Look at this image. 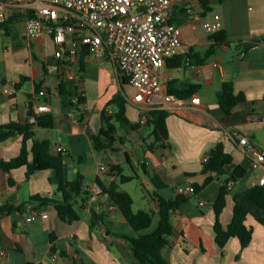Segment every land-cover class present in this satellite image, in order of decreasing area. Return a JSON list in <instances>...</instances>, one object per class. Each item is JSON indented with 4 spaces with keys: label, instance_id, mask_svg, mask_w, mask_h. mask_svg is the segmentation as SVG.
Instances as JSON below:
<instances>
[{
    "label": "crops",
    "instance_id": "crops-1",
    "mask_svg": "<svg viewBox=\"0 0 264 264\" xmlns=\"http://www.w3.org/2000/svg\"><path fill=\"white\" fill-rule=\"evenodd\" d=\"M205 7L211 10L205 13ZM210 13L222 14L227 39L211 53L215 41L203 19ZM170 20L180 26L184 46L163 69L164 93L174 94L180 101L172 102L166 110L168 138L162 140H157L148 123L149 113L128 103L135 91L115 66L87 53L71 60L57 58V50L65 43L61 45L57 37L48 34L30 37L23 18L0 27V124L32 123L38 106L49 102L51 111L37 115L51 114L53 127L32 123L34 138L50 140L54 154L59 153V147L68 150L67 181L83 177V193L74 199L78 221H62L53 205L37 210L32 218L28 207L35 206L31 204L23 213L1 216L0 264H134L131 244L118 234L136 236L137 232L103 191L113 180L120 182L119 174H111L114 165L122 166L125 176L136 174L120 186L133 197L135 211L154 212L147 232L159 225L157 194L174 199L192 184H203L212 176L201 192L181 203L172 215L174 235L164 250L171 264H264V209L247 195L251 184L264 177V167L252 169L238 140L231 137L237 132L264 150V0H182L174 4ZM69 40L66 36L65 42ZM193 55L203 62L195 61ZM60 75L76 77L65 78L70 94L60 93ZM225 82L233 83L235 94L246 98L230 114L218 102ZM42 90L45 97L38 94ZM76 92L85 101L82 118L71 104ZM119 95L128 103V120L139 127H119L113 147L99 150L93 137L101 132L103 112L117 111V104L111 103ZM195 97L200 98L199 103L192 102ZM22 140L23 136L16 134L0 143V160L18 156ZM28 145L31 147L32 141ZM218 145L232 156L229 171L237 166L246 170L227 191L220 215L227 227L235 200L246 208V224L253 234L245 248L237 237L222 248L215 242L214 204L227 175L205 173L204 158ZM26 173V166L10 174L0 168V205H20L35 195L62 199L54 170L36 172L30 178ZM10 176L14 185L9 184ZM202 201L204 205H200ZM94 214L102 217L93 221Z\"/></svg>",
    "mask_w": 264,
    "mask_h": 264
},
{
    "label": "built area",
    "instance_id": "built-area-1",
    "mask_svg": "<svg viewBox=\"0 0 264 264\" xmlns=\"http://www.w3.org/2000/svg\"><path fill=\"white\" fill-rule=\"evenodd\" d=\"M182 0H0V27L13 17H22L30 37L43 34L54 35L65 43L56 53L57 58L71 60L81 53L115 66L127 77L135 94L128 102L139 110L150 113L153 110H167L169 104L180 101L174 94L164 93L163 69L167 61L178 55L184 46L180 26L171 22L175 3ZM205 26L212 33L224 28L221 13H210L203 18ZM66 36L70 40L66 43ZM66 79H75L66 75ZM45 97V91H39ZM73 97L72 102H77ZM199 103L200 98L192 99ZM49 102H42L37 114L49 113ZM231 137L238 140V146L247 156L249 166L264 167V150L237 132ZM59 152L67 155L65 147ZM209 156L204 158L207 162ZM227 183V189L234 186ZM263 186L264 177L251 184ZM184 194L193 193L188 187ZM94 198V197H93ZM204 205V202H200ZM30 218L36 211L28 207ZM44 214V213H43Z\"/></svg>",
    "mask_w": 264,
    "mask_h": 264
},
{
    "label": "trees",
    "instance_id": "trees-1",
    "mask_svg": "<svg viewBox=\"0 0 264 264\" xmlns=\"http://www.w3.org/2000/svg\"><path fill=\"white\" fill-rule=\"evenodd\" d=\"M219 3H223L225 0H218ZM211 9L205 7V13ZM22 18L13 17L9 21ZM7 23V22H6ZM3 26V25H2ZM54 37V35H51ZM211 38L215 41V45L211 47L209 53L214 48L227 42L226 33L224 28L213 32ZM250 45L247 44L246 48ZM195 61L201 63L203 59H200L198 55H193ZM180 62L178 63V65ZM61 82L59 84V91L63 95L70 94L68 85L66 84L65 75H60ZM77 97V102H72V108L77 111L80 117H83L82 109H84L85 101L83 96L78 92L74 94ZM180 97V96H179ZM245 95L235 94L233 83L225 82L221 91L218 93V102L221 108L226 114H230L233 108L240 102L245 100ZM117 104V111L113 114L103 112V126L99 135L93 137L94 145L97 149L112 148L116 140L117 130L119 127H128L130 129H136L139 127L137 123H131L126 114V107L128 105L125 97L122 95L117 96L112 100V103ZM169 116V112L166 110H153L149 113L148 123L153 126L154 133L157 140L167 139L168 130L166 126V119ZM37 122H41L44 127L52 128L54 119L51 114L37 116ZM33 124L30 122L20 123L12 122L9 124H0V143H3L16 134L23 136L22 148L18 156L10 160H0V168L6 173L10 174L13 170L26 166V177L30 178L36 172L54 170L58 180V191L62 194V199H54L49 197H43L41 195H35L30 197L27 202L20 205H12L4 203L0 205V218L5 214H11L15 211L25 212L28 205H34V210L37 211L48 205H53L57 211L59 218L68 223H73L80 220L79 211L74 204V199L82 195L83 193V177L79 176L77 180L69 182L65 176V159L66 155L62 153L54 154L52 152V144L50 140H36L34 138ZM102 137L106 139V143L102 142ZM32 141V146L29 147L28 143ZM232 163V156L224 152L223 146L218 145L213 154L209 156L207 162L204 163V172L209 174H216L217 176L227 175L224 180L218 198L214 204L215 210V242L219 247H224L232 237H237L242 248H245L252 239V228L246 224L248 212L246 208L238 201L235 200L233 219L231 223L224 227L220 221V215L224 210L227 202V183L230 181H237L244 176L246 170L237 166L233 171H229V166ZM111 174H119L120 182L113 180L111 185L103 191L111 197L114 204L122 212L127 222L131 225L133 230L137 232L136 236H128L126 234H118V236L132 246L135 262L134 264H171L164 256V250L169 246L170 240L174 235V226L172 223V215L176 212L181 203L189 200L192 195L201 192L208 182L212 179L210 175L203 184H192L193 193L184 194L179 193L174 199L166 198L160 194H157L158 199V213H159V225L153 232H147L152 225L154 212L152 210L140 209L134 210L133 197L125 190L121 189L120 183H126L133 180L135 175L125 176L123 175V167L120 165H114L111 169ZM9 184L14 185L15 180L10 176ZM87 194V192H86ZM248 197L256 202L262 209H264V185L254 186L247 191ZM33 207V206H32ZM101 215L94 214L92 220L101 218Z\"/></svg>",
    "mask_w": 264,
    "mask_h": 264
},
{
    "label": "water",
    "instance_id": "water-1",
    "mask_svg": "<svg viewBox=\"0 0 264 264\" xmlns=\"http://www.w3.org/2000/svg\"><path fill=\"white\" fill-rule=\"evenodd\" d=\"M40 124H42L41 122H40ZM66 157H64V159H65Z\"/></svg>",
    "mask_w": 264,
    "mask_h": 264
},
{
    "label": "rangeland",
    "instance_id": "rangeland-1",
    "mask_svg": "<svg viewBox=\"0 0 264 264\" xmlns=\"http://www.w3.org/2000/svg\"><path fill=\"white\" fill-rule=\"evenodd\" d=\"M134 192V191H133Z\"/></svg>",
    "mask_w": 264,
    "mask_h": 264
}]
</instances>
